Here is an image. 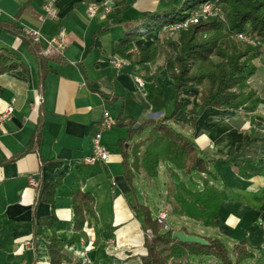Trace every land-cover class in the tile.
<instances>
[{"label": "crops", "instance_id": "1", "mask_svg": "<svg viewBox=\"0 0 264 264\" xmlns=\"http://www.w3.org/2000/svg\"><path fill=\"white\" fill-rule=\"evenodd\" d=\"M45 1L0 0V50L23 64L0 74V114L13 106L9 119L0 122V264L49 263L47 238L53 234L67 242L73 235L70 189L75 182L93 196L94 215H85L84 239L65 247L69 260L63 264H84L82 254L89 260L86 264H142L144 230L135 204L148 207L154 218L166 210L173 231L183 227L188 234L216 237L228 249L247 241L254 257L245 264H264V50L248 80L256 94L241 109L208 107L196 115L201 88L190 85L178 98L186 109L168 122L212 161L214 185L225 189L227 198L215 226L204 227L162 208L164 203L172 208L166 164L153 180L139 171L131 184L126 181L119 141L127 129L116 125L119 118H133L140 125L172 114L176 95L162 68L168 50L161 32L147 33L122 49L116 44L124 35V22L141 12L178 7L183 0H55L57 18L42 22L38 18ZM91 5L96 6L93 17L88 14ZM9 24L22 34L5 26ZM26 30L56 39L48 55L57 58L40 64ZM152 42L158 48L156 62L137 64L132 55ZM40 44V54L47 55L45 44ZM116 55L128 64L113 67L110 59ZM105 109L115 120L112 128L101 131L109 158L89 165L84 158L92 152V136ZM39 123L38 142L29 146ZM177 173L188 186V178L196 185L200 181L198 174L192 178ZM29 177L38 187L29 184ZM58 179L53 204L42 202L39 185ZM157 180L163 182L162 191H155ZM52 215L51 225L41 224ZM191 262L217 264L213 257H194Z\"/></svg>", "mask_w": 264, "mask_h": 264}, {"label": "trees", "instance_id": "2", "mask_svg": "<svg viewBox=\"0 0 264 264\" xmlns=\"http://www.w3.org/2000/svg\"><path fill=\"white\" fill-rule=\"evenodd\" d=\"M214 2L227 7L226 24L211 19L200 22L186 32H180L176 40L165 39L163 45L168 50L162 68L173 82L176 95L174 109L169 117L159 120H145L138 129L133 130L136 121L133 118L117 119L116 125L127 129L125 138L121 139V158L126 181L131 184L135 174L142 171L148 180L158 176L162 163L168 168V197L172 198L174 214L188 217L204 227H214L215 217L220 204L226 200L224 188L214 185L216 176L209 170L212 163L204 159L197 145L188 137L177 132L169 125V120L186 105L178 101L182 89L195 85L201 88L198 108L211 107L239 110L255 96L256 92L248 80L256 73V62L263 52L264 43V0H183L178 7L167 10L145 11L134 19L124 22V35L118 40L116 49L134 42L141 36L161 31L164 26L179 22L196 10L204 2ZM14 33L22 32L14 24L5 25ZM247 33L257 38L260 43L252 47L239 45L230 40L224 47L220 42L227 38L226 34ZM30 38V37H28ZM40 64L55 60L57 56L42 55V45L30 38ZM158 48L154 42L139 47L132 56L137 64L155 63ZM130 58L131 55H128ZM219 59L214 62L212 59ZM23 68V64L12 55L0 50V74ZM195 109H192V113ZM39 123L34 138L29 146H35L40 135ZM148 129L145 138L133 141L143 129ZM200 175L196 188L188 186L177 173ZM236 171L247 176L239 168ZM61 179L39 185L40 200L53 204V197ZM71 208L73 211V235L69 241H62L51 235L47 238L48 264H63L68 255L65 247L84 239L85 215H94V199L89 193L82 192L77 182L70 189ZM141 210L142 227L144 230L142 264H195L194 257H213L217 264H245L254 257V248L247 241L236 242L231 249L216 237H205L206 245L186 244L173 240V230L165 231L158 223L148 207L135 204ZM53 215L41 220V224L51 225ZM180 231L186 230L181 227ZM150 231L151 236L146 234Z\"/></svg>", "mask_w": 264, "mask_h": 264}, {"label": "built area", "instance_id": "3", "mask_svg": "<svg viewBox=\"0 0 264 264\" xmlns=\"http://www.w3.org/2000/svg\"><path fill=\"white\" fill-rule=\"evenodd\" d=\"M109 10L108 4H105V11ZM43 14L40 15L38 18L40 21H44L46 19H56L57 18V10L55 7V0H46L42 5ZM88 14L90 17L95 16L96 14V6L91 5L89 7ZM211 19H217L218 21L226 24V14L222 9V5L216 4L214 2H204L200 5L196 10L192 11L187 17L180 20L177 23L164 26L161 31L167 32L169 35H174L179 32H186L195 25L199 24L200 22H206ZM25 34L30 37L34 42L44 43V53L45 54H52L53 53V46L57 44L56 39L46 40L40 36L37 31L33 30H26ZM235 39L241 43L250 45V46H257L260 43L258 42L257 38L252 37L250 34L247 33H236L233 35ZM264 46V43H263ZM110 64L120 69L123 66L128 64L127 60L120 58L119 56H113L110 59ZM138 86H142L143 83L141 79H135ZM13 111L12 104L8 105L3 113L0 114V122H4L9 119L11 113ZM115 125V120L111 116L110 112L105 109L102 113V118L98 123V131H96L92 136V152L89 156L84 158V162L89 165L96 164L98 162H106L109 158V153L106 148L101 144V131L108 130ZM29 184L33 187H38V182L29 177ZM168 213L166 210H160L157 214L156 220L158 223L163 225L165 231L171 230L169 224L167 223ZM146 234L151 236L150 231H147ZM82 263L86 264L89 263L88 258L82 254L81 255Z\"/></svg>", "mask_w": 264, "mask_h": 264}, {"label": "rangeland", "instance_id": "4", "mask_svg": "<svg viewBox=\"0 0 264 264\" xmlns=\"http://www.w3.org/2000/svg\"><path fill=\"white\" fill-rule=\"evenodd\" d=\"M222 9H223V11L225 12V14H227V7L225 6V5H222ZM161 32V35H162V45H163V41L165 40V39H171V40H176L177 38H178V36H179V33H176V34H174V35H169L167 32H162V31H160ZM226 34L228 35L227 36V38H225V39H223L221 42H220V44L221 45H223L224 47H228L229 46V43H230V40H232V41H234L236 44H239V45H247V44H244V43H241V42H239V41H237L236 39H235V37L233 36V35H231L229 32L227 33V28H226ZM164 46V45H163ZM248 46H250V45H248ZM258 46V45H257ZM252 47H255V46H252ZM262 49L264 50V46H263V44H262ZM164 51V49L163 48H161L160 49V53L162 54V52ZM214 62H218L219 61V59H217V58H213L212 59ZM147 134H148V129L146 128V129H143L141 132H140V134L138 135V136H135L137 139L138 138H140V139H143V138H145L146 136H147ZM140 139H138V140H140ZM192 176V178H194L195 177V174H193V175H191ZM188 184H190V187H192V188H196V187H198L195 183H193L192 181H191V179L190 178H188ZM162 187H163V182H161L160 180H157V183H156V189H155V191L157 192L158 191V189L160 188L161 189V191H162ZM168 195L169 194H167V197H168ZM168 205V206H167ZM162 208L163 209H167L169 212L171 211V204L169 205V204H163V206H162ZM169 222L170 221H168V224H169Z\"/></svg>", "mask_w": 264, "mask_h": 264}, {"label": "water", "instance_id": "5", "mask_svg": "<svg viewBox=\"0 0 264 264\" xmlns=\"http://www.w3.org/2000/svg\"><path fill=\"white\" fill-rule=\"evenodd\" d=\"M201 111H202V108L199 107L196 111V115H200ZM138 127H139V124L135 123V125L133 126V130L138 129ZM171 237L173 240H176L181 243H186V244H190V243L200 244V245L207 244V242L201 236L194 235V234H188L180 230L173 231Z\"/></svg>", "mask_w": 264, "mask_h": 264}]
</instances>
